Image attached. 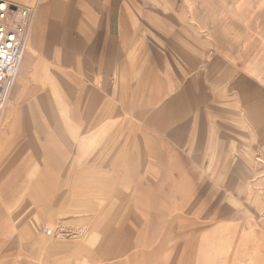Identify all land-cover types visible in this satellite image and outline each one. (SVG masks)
I'll return each instance as SVG.
<instances>
[{
    "label": "rangeland",
    "instance_id": "1",
    "mask_svg": "<svg viewBox=\"0 0 264 264\" xmlns=\"http://www.w3.org/2000/svg\"><path fill=\"white\" fill-rule=\"evenodd\" d=\"M8 1L31 10V62L18 89L16 76L0 96V264H108L119 249L141 253L124 264H264V111L247 115V96L220 73L211 88L190 0H140L153 8L145 43L132 14L121 30L122 10L112 16L104 0ZM99 33L115 40L118 62L93 46ZM47 68L66 75L65 114ZM178 96L188 110L175 120L163 107ZM104 115L128 121L105 127L96 158ZM233 150L249 161L243 181ZM220 222H234L235 234Z\"/></svg>",
    "mask_w": 264,
    "mask_h": 264
},
{
    "label": "crops",
    "instance_id": "2",
    "mask_svg": "<svg viewBox=\"0 0 264 264\" xmlns=\"http://www.w3.org/2000/svg\"><path fill=\"white\" fill-rule=\"evenodd\" d=\"M3 1L10 3L8 0ZM147 1L150 2V0ZM138 2L137 0H104L103 3L104 9L110 11L112 16V11L122 10L119 17L121 30L127 25L124 14L127 12L132 14L133 19L135 18L133 22V26L136 28L135 31L140 29V39L145 43L148 38L147 33H150V27L153 25V8L150 7L148 2L146 8L141 7L140 0ZM52 3V17L58 18L62 12L61 4L58 1H53ZM189 3L187 7L189 20L193 21L194 30L199 35L200 40L208 43V51L207 49L205 50V55H208L207 73L211 88L214 86V79L218 78L219 73L222 78L227 80V86L232 80L231 84L241 89L240 91L236 90L234 93L247 96L248 101L246 104L249 106H245V108L242 106V110H247V115H251V118L253 116V120L256 121L257 112L253 109L264 111V0H190ZM11 4L14 3L12 2ZM42 13L43 10L40 9L39 19ZM68 13L70 14V10ZM120 40L122 45H124L126 41L125 35H122ZM114 41V39L107 38V36L104 37L103 34L99 33L94 39L93 46L99 48V46L104 45L106 52L109 54L108 59L110 60L111 56L112 58L116 56L118 62L119 57L114 50ZM197 49L198 47L195 46V75L198 73V66L200 69L202 68L203 62L201 52L199 54ZM200 51H202L201 47ZM30 62L31 51L28 50L24 53L16 74L15 90L22 83L23 76L27 72ZM118 71L122 75L127 72L125 64L122 63ZM46 73L49 79L50 94L57 104L61 105L62 113L65 114L67 111L64 98L65 92L61 89L63 88V77L66 78V75L49 68H47ZM199 73L201 75L202 71L200 70ZM163 108L169 112L171 109V114L174 115L175 120L182 119L185 115L184 111L188 110L185 102L179 96L169 99ZM127 121L124 116H102V119L97 122L98 132L96 135L100 136V140L93 149L96 152V158L106 153L107 144L102 140L106 137L105 134L110 133V131L106 132L105 127L109 126V129L115 132L117 125L119 126ZM233 151L235 156L231 160L230 166L235 167L232 174L239 181H243L246 176L244 171L248 170L249 161L243 160L236 153V150ZM107 152L109 153V151ZM152 163H154V156L150 155L144 164V169L140 173L136 187L137 193L142 189L140 185L145 180L146 167ZM52 227L53 225L49 223V229L46 230L51 231ZM218 228L220 232L230 231L235 234L237 225L234 222H220ZM114 233L113 229H106L108 238ZM116 238L121 239L122 236L119 235ZM35 244L38 245L39 241ZM130 251L119 249L106 261L109 262L108 264H124L131 260L137 261L141 253L136 251L130 253ZM101 254L108 253L101 252Z\"/></svg>",
    "mask_w": 264,
    "mask_h": 264
},
{
    "label": "built area",
    "instance_id": "3",
    "mask_svg": "<svg viewBox=\"0 0 264 264\" xmlns=\"http://www.w3.org/2000/svg\"><path fill=\"white\" fill-rule=\"evenodd\" d=\"M31 26V10L0 2V96L5 98L13 84L25 51ZM50 236L52 232L45 230Z\"/></svg>",
    "mask_w": 264,
    "mask_h": 264
},
{
    "label": "bare ground",
    "instance_id": "4",
    "mask_svg": "<svg viewBox=\"0 0 264 264\" xmlns=\"http://www.w3.org/2000/svg\"><path fill=\"white\" fill-rule=\"evenodd\" d=\"M0 2H6V1H3V0H0ZM6 3H8V2H6ZM25 53V52H24ZM24 53H23V55H24ZM23 57V56H22ZM22 60V59H21ZM21 63V62H20ZM20 66V65H19Z\"/></svg>",
    "mask_w": 264,
    "mask_h": 264
}]
</instances>
